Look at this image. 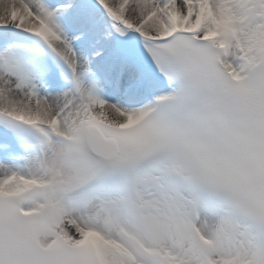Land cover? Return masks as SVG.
<instances>
[{"label":"snow or ice","instance_id":"obj_1","mask_svg":"<svg viewBox=\"0 0 264 264\" xmlns=\"http://www.w3.org/2000/svg\"><path fill=\"white\" fill-rule=\"evenodd\" d=\"M0 264H264V0H0Z\"/></svg>","mask_w":264,"mask_h":264}]
</instances>
